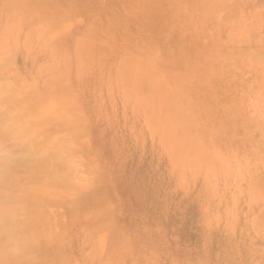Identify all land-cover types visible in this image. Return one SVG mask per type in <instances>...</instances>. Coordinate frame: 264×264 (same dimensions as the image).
<instances>
[{"label":"rangeland","instance_id":"obj_1","mask_svg":"<svg viewBox=\"0 0 264 264\" xmlns=\"http://www.w3.org/2000/svg\"><path fill=\"white\" fill-rule=\"evenodd\" d=\"M0 22V77L41 79L38 136L84 167L41 199L54 236L26 264H264V0H0ZM54 44L79 76L37 75Z\"/></svg>","mask_w":264,"mask_h":264},{"label":"bare ground","instance_id":"obj_2","mask_svg":"<svg viewBox=\"0 0 264 264\" xmlns=\"http://www.w3.org/2000/svg\"><path fill=\"white\" fill-rule=\"evenodd\" d=\"M12 12H14V10H11L9 13L12 14ZM11 26H12V23L8 24V23H3V22L1 23L0 22V36L3 37L4 32L9 31L11 29ZM35 38H36V36L30 42L29 41L25 42V45H24V43L22 45H20L19 50H20V48H22L21 50H23V51H33L32 47H36L35 43H39L38 40ZM0 45H1L0 48L3 49V47H2L3 42L2 41H0ZM54 48L57 49V52L55 53L56 56H60L61 58H50V59H48L47 62L44 65H42V69H40L37 72L38 76L44 77L46 75V72L48 71V69L51 67V64L53 62H55L56 60H58L61 64L59 67L60 76H63V77L60 79V81H62L64 78L66 80L69 79V77L71 75L73 77L79 76L83 72V67L80 64L74 67L73 64L71 63V59L68 57V55L61 52V48L57 47L55 44H54ZM261 57L262 56H260V58ZM1 61L2 60H0V62ZM131 63H134V62H131ZM124 69H126V68L124 67ZM1 75H4V74H1ZM86 75L92 76L91 74H87V73H86ZM95 76H96L95 80L93 81L94 83L98 80V76H99V73L96 70H95ZM39 83H41V79L35 80L33 82L30 81L26 85L25 83L17 82L16 79H13L11 76L5 75L3 77H0V181L1 182L5 181L6 176L8 175L7 177H9V174L13 172V171H10L13 168V167L10 168V166H11L10 162H11L12 158H8V156H10L9 154L13 155L12 150H11L12 153L9 152L11 149L10 145L13 146L11 143H13V144L15 143L17 146L18 145L17 141L19 139H21L22 141L21 140H19V141H21L22 143L24 141V142H26L27 145L29 143V146H31L30 144H32L36 141L35 143L37 144V147L36 148L30 147L32 149L31 152L34 153V151H35V153H36L37 150L41 151V153H38V152H37L38 154L36 153V156L40 157V160H41L39 163H37L38 159L30 160L28 162V165H26L27 163H25V168L29 172L26 175L25 174L23 175L22 173L21 174H22V178H23V176H29L28 180H25L24 182H18L17 181L18 183H16L15 180L18 178L15 179V177L18 175L17 177L20 176V178H21V174L15 173L16 176L14 175V173L10 174L9 180L11 181L13 179V176H14V179L12 181L15 182V185L17 187L15 189L16 190L18 189L19 193H18V191L14 190V188H13V190L16 191L15 192L16 195H14L15 194L14 191L10 190L12 188L7 186L8 184L5 183L6 181L3 182V184L1 183V186L4 185V183H5L6 187H8L9 189L8 190L4 189V187H3V189H4L3 191L0 189V264H26L29 260H31V259H25V256H27L28 253L31 252L30 248H33V246L32 247L28 246L29 243H32V239L38 242V240L40 238H44L47 240V239H50L54 236V232L50 231L49 226H47L46 228H44V227L42 228L40 225H38L39 222L42 224H43V222H45L43 219V214H42V212H40L41 211V208H40L41 199L46 194H48V195L50 194L52 200L57 199V198H54V196L62 189H59V188L57 189V188L53 187L51 184L54 183L55 186H64V187L67 186L68 184L66 182H68V179L70 178V176L71 175L74 176V174L76 173L75 169H77L78 167L81 166V164L79 163L78 167H76L78 162H77V158L75 157V155L77 156V154H75V155L73 154L74 157L76 158V160H75L74 157L70 158L71 155L65 156L66 154L64 155L62 153L64 150L62 152L56 151L57 149L62 150V148L64 147L62 144L61 145L63 147L60 146L61 141H59L60 143L58 145H56L54 148V143L56 142V140L54 138L51 141L50 140H46V141L40 140V139H42L43 135L40 136V138H39L38 132L41 131V128H43L42 125L44 123L48 122L53 116H57V114L55 112H52V110L50 111V109H53V108L40 109L42 107V105L39 106V102H40L41 96L43 95V92L38 94V96H37V97H39L38 99H36L34 97V95H36L34 91H32L29 94V91L31 89H39L40 88ZM119 84H120V87L125 86L123 81ZM127 84H130V82H128ZM25 85L30 86V88L26 87ZM44 87L47 88L46 85ZM47 100H48V98H45V101H47ZM138 101L140 103L142 102L140 99H138ZM38 107H40V108L38 109ZM43 110H46V112ZM6 132L11 137H9L6 134ZM5 135H7V136H5ZM59 136H60V134H59ZM59 136L57 135V137H59ZM6 137H9L7 139L11 138V140H13V141L9 140V142H7L8 140L6 139ZM12 138H16L17 141L14 142V139H12ZM53 141H54V143H53ZM70 141H72L71 138H70ZM5 142L10 143V145L5 144L8 147V148L6 147V149H8V150L5 149V146H4ZM21 142L19 143L20 146H23L26 148L29 147L27 145L24 146L25 144L24 143L21 144ZM69 144L71 145L72 143H69ZM16 146L12 147V148L15 149V148H17ZM57 146H60L61 148L57 147ZM68 147H69V145H66L63 149H65V151H66V150H68ZM71 147H72V145H71ZM53 148L54 149L57 148V149L54 150ZM4 149L6 150L7 153L5 152ZM71 149H70V151H71ZM42 152H44V153H42ZM22 153H20V155H15V156L13 155L14 159H12V160L14 161V160H16L17 157H22L23 156ZM30 153H28V155ZM14 154H16V153H14ZM41 154H43V155H41ZM28 158L32 159L31 155ZM9 159H10V161H9ZM72 159H74V162L76 161L75 167H74L75 163L72 161ZM15 162H14V164H15ZM82 166L80 168H78V169H80L79 171L77 169L78 173L81 171V169L84 168ZM5 170H9L10 173L8 171L6 172ZM16 172H18V171H16ZM2 173H5V174L8 173L5 176V180L3 177L5 174H3V176H2ZM78 173H77V175L81 174V173L80 174H78ZM75 176H76V174H75ZM73 179L75 180L74 177H73ZM7 180H8V178H7ZM74 183L76 184L75 181H74ZM10 184L14 185L13 183H10ZM83 187L81 189H83ZM84 188L85 189L87 188L86 185ZM54 189H56V191ZM69 189H72L71 191H74L73 187L69 188ZM67 190H68V188L66 189L65 192L60 191L59 194H57V195H60V198L61 197L63 198L64 195L66 196L67 194H69V192H68L69 190L68 191ZM71 191H70V193H71ZM5 192L8 193V196H7V193L5 194ZM10 192H11V194L13 192L14 196H11V194H10V196H11L10 197L9 196ZM76 192H79V191H76ZM61 194H62V196H61ZM70 195H69V197L75 196V195L74 196L73 195L70 196ZM67 196L65 199L63 198V200H66L68 198ZM56 197H59V196H56ZM50 211H52V210L50 209ZM26 230L30 234L28 237H24L23 234L21 235V233H23V232H21L20 235H18L20 231H26ZM34 237H35V239H34ZM58 243H60V242H58ZM47 248H48V246H47ZM19 249H20V251L22 250L20 252V254L17 253L19 251ZM40 250H42V247L40 248ZM46 253L49 254V252H46ZM53 257H55V256H53ZM52 260H54V259H52Z\"/></svg>","mask_w":264,"mask_h":264}]
</instances>
